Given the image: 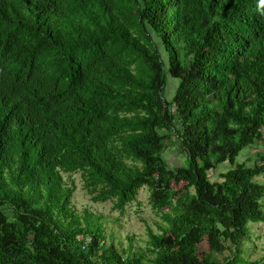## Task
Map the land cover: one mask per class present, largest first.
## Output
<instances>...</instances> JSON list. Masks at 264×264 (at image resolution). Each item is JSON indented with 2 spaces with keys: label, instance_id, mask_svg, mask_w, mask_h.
<instances>
[{
  "label": "trees",
  "instance_id": "obj_1",
  "mask_svg": "<svg viewBox=\"0 0 264 264\" xmlns=\"http://www.w3.org/2000/svg\"><path fill=\"white\" fill-rule=\"evenodd\" d=\"M262 127L264 0H0V264H261ZM76 173L120 212L150 190V257L77 213Z\"/></svg>",
  "mask_w": 264,
  "mask_h": 264
},
{
  "label": "rangeland",
  "instance_id": "obj_2",
  "mask_svg": "<svg viewBox=\"0 0 264 264\" xmlns=\"http://www.w3.org/2000/svg\"><path fill=\"white\" fill-rule=\"evenodd\" d=\"M177 86L178 80L169 75L165 91V96L168 101L173 100ZM260 150H245L239 158V161H247L248 165H254L257 159V152ZM164 157L172 167L180 166L184 163L182 157L173 149L165 152ZM229 168V163H225L218 171L211 173L212 179L217 180L220 173ZM65 179L70 184L74 183L76 186L72 204L77 213L82 216L87 215L90 221L103 226L105 241L108 245H114L121 254L124 252H130V254L141 252L150 257L151 254L148 253V229H151L156 234H160L161 227H166V223L162 219V214H158L152 209L150 203L151 193L147 187L140 190L136 200L128 204L124 212H120L114 210L111 201L94 202L84 188V180L81 173L65 175ZM257 180L264 184V175L258 177ZM169 210V208L165 209L166 212ZM249 232V239L247 238L243 244V257L252 261L261 259V262H263L264 223H250ZM229 256L230 251H226L220 258L224 259Z\"/></svg>",
  "mask_w": 264,
  "mask_h": 264
},
{
  "label": "built area",
  "instance_id": "obj_3",
  "mask_svg": "<svg viewBox=\"0 0 264 264\" xmlns=\"http://www.w3.org/2000/svg\"><path fill=\"white\" fill-rule=\"evenodd\" d=\"M260 133L262 138L264 139V127L260 129ZM77 242L79 243V245L82 247L83 250H86L92 244L93 237L89 234H79L77 236ZM261 264H264V261Z\"/></svg>",
  "mask_w": 264,
  "mask_h": 264
}]
</instances>
